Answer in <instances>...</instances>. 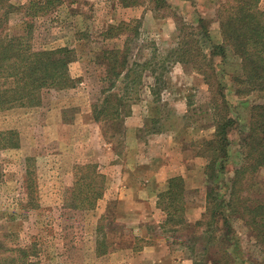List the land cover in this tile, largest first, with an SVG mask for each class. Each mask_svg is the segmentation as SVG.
I'll use <instances>...</instances> for the list:
<instances>
[{"label":"rangeland","instance_id":"1","mask_svg":"<svg viewBox=\"0 0 264 264\" xmlns=\"http://www.w3.org/2000/svg\"><path fill=\"white\" fill-rule=\"evenodd\" d=\"M29 1L13 0L19 6ZM64 1L52 13L35 20L33 46L74 48L76 60L70 65L69 74L75 83L69 89L43 91L42 105L38 108L0 112V130L18 131L21 139L19 149L0 155L4 170L0 215L16 214L18 244L29 246L37 242L46 264H194L189 247L203 228L190 230L188 225L167 221L166 211L159 205V195L166 190L158 194L157 205L152 201L130 208L120 191L107 188L112 180V184H126L121 178L124 172L142 168L141 155L149 153L142 139L151 135L167 137L166 141L152 146L158 158L169 139H181L174 144L182 150V156L201 158L197 164L191 159L188 169L200 167L204 173V179L192 174L183 178L182 217L190 225L201 221L207 209L208 187L202 144L214 133L215 88L211 92L202 75L191 67L175 64L164 76L165 85L158 101H154L150 92L155 83L153 76L150 70H145L141 83L129 91V95L136 96L124 111L129 115L123 114L115 122L97 121L93 110L109 95L111 84L104 79L107 64H100L101 50L129 48L131 69L134 62L150 61L155 51L166 54L176 48L179 30H185L188 25L197 26L200 18L208 21L212 42L220 43L218 10L227 0H168L169 7L160 10L154 9L150 0H138L131 6L121 0ZM260 7L264 10V0ZM22 17L21 12L12 16V32L23 33ZM240 66V60L230 54L222 67L229 114L238 122L229 136L231 157L226 164L227 174L220 183L225 195L227 180L242 165L245 150L241 137L246 129L241 126L249 124L253 105L264 103V92L237 94L238 84L232 78L240 74ZM123 84L120 79L113 92L125 94L127 89ZM88 164L95 165L102 174L109 173V176L103 174L105 191L93 211L74 210L70 204L77 167ZM29 168L34 172L40 208L27 213L24 206L28 201ZM257 179L264 192V168L257 173ZM137 213L145 224L141 230L128 228L125 219ZM233 228V254L238 263L264 264V251L245 222L234 220ZM7 229L8 223L0 218V231Z\"/></svg>","mask_w":264,"mask_h":264},{"label":"trees","instance_id":"2","mask_svg":"<svg viewBox=\"0 0 264 264\" xmlns=\"http://www.w3.org/2000/svg\"><path fill=\"white\" fill-rule=\"evenodd\" d=\"M154 9L169 7L168 0H150ZM126 6L137 4L138 0H121ZM64 0H30L27 5H17L13 0H0V112L15 108H38L42 105L45 90L72 88L75 81L69 74L70 65L76 60V51L69 45L53 49H36L33 37L36 19L52 13L63 5ZM261 0H227L218 10L222 41L213 43L208 21L198 20L197 26L188 25L179 30L177 47L166 54L155 55L144 63L134 62L130 69V50H101V65H106L104 79L111 84L101 104L94 106L97 121H119L125 109L130 107L136 96L129 95L141 83L143 72L150 70L154 85L151 87L155 102L159 100L164 76L175 64L191 67L202 75L212 92L213 99L212 137L203 142L202 156L207 159V209L201 221L190 225L183 219L182 198L185 182L182 177L168 181V189L159 195V205L167 214V221L175 225H188V229H201L202 233L192 241L190 251L194 264H239L234 257V220H241L253 234L257 245L264 251V192L257 179V173L264 168V103L251 108L250 122L241 126L242 165L226 182L225 192L221 182L227 174L226 164L231 157L229 138L238 122L230 116L224 84L223 63L232 54L241 62L240 74L232 80L238 84V95L264 92V10ZM24 22L23 33L12 32L10 21L20 13ZM21 27V26H20ZM155 61V62H154ZM125 82V94L114 93L118 82ZM129 109V108H128ZM128 112V111H127ZM125 115V114H124ZM129 115V114H127ZM125 115V116H127ZM20 134L15 130H0V155L19 149ZM223 176V177H221ZM28 201L25 210L40 208L38 189L34 172H26ZM4 170L0 160V185ZM106 176L95 165L77 167L72 188L70 208L79 211H93L102 198ZM250 191L253 194L250 195ZM254 196V197H253ZM16 214L2 213L0 218L8 223V229L0 231V264H46L41 257L37 242L29 246L18 244ZM199 243V244H198ZM197 246L202 248L198 249Z\"/></svg>","mask_w":264,"mask_h":264},{"label":"crops","instance_id":"3","mask_svg":"<svg viewBox=\"0 0 264 264\" xmlns=\"http://www.w3.org/2000/svg\"><path fill=\"white\" fill-rule=\"evenodd\" d=\"M150 92L152 93L151 88ZM134 113L135 114L133 116V119L137 117V111L135 109ZM130 119H132V117ZM135 139L137 138L135 137ZM165 139H167V137H165L164 139H160L158 135H151L148 139H142L144 148L149 149V153H143L141 155V159L143 161L142 168L140 170L135 169L134 172L125 171L121 178H123V181H125L126 184H112V180L111 184L107 188L108 191H110L111 188L112 190L120 191L130 208L138 207L139 204H145L147 202H151L150 204H152V201L155 203V205H157L158 194L167 190V183L172 178H187V175L192 174L197 176L201 175L204 179L202 168L195 167V170L192 171L188 169L191 159H193L192 162H195L197 164L199 162V159L201 158L195 157L187 159L182 156V150L179 148V146L175 148L176 145L174 144V142L177 144L181 141V139H169V142L171 144H165V146H168H166L164 151L159 154L160 157L158 158V154L152 150V146L157 142L166 141ZM129 140L131 142V146L134 147L135 144L132 143L131 139ZM142 152L143 149L141 153ZM166 152H168L167 155ZM154 161L156 163L158 162L157 166L155 165ZM127 165L132 167L130 163H128ZM135 167H137V165H135ZM103 174L109 176V173ZM119 175H121V170L119 171ZM144 222L145 220H143V218L138 213L135 217L130 215V217L128 219H125L124 221L128 228L134 230H141L143 224H145Z\"/></svg>","mask_w":264,"mask_h":264}]
</instances>
